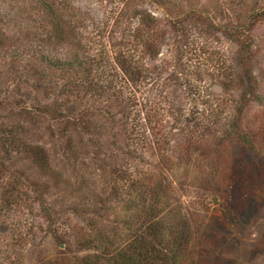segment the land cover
<instances>
[{"label":"rangeland","instance_id":"obj_1","mask_svg":"<svg viewBox=\"0 0 264 264\" xmlns=\"http://www.w3.org/2000/svg\"><path fill=\"white\" fill-rule=\"evenodd\" d=\"M46 262L264 264V0H0V264Z\"/></svg>","mask_w":264,"mask_h":264},{"label":"trees","instance_id":"obj_2","mask_svg":"<svg viewBox=\"0 0 264 264\" xmlns=\"http://www.w3.org/2000/svg\"><path fill=\"white\" fill-rule=\"evenodd\" d=\"M212 54L213 55H216V54H219L218 53V51H216V49H214L213 50V52H212ZM106 70L107 69H100L99 71H98V73H99V77H98V79L100 80V87L102 88V89H113L114 88V86H112V82H111V76L113 75L112 74V71H109V72H106ZM177 77H179V76H177ZM181 77H179V78H177V79H180ZM183 78V77H182ZM254 80V79H253ZM253 81H249V83H252ZM189 86H187V89H185L183 92L184 93H186V95H188V94H197L196 95V97L195 98H193V99H195V100H197V98L198 97H201V96H203L200 92H201V89H200V87H198V86H196V85H194V86H191L190 84H188ZM195 106V105H194ZM196 107V106H195ZM148 113H150L151 112V109H150V107H148ZM199 111V115L196 117V121H194V122H192L193 120H192V117L191 118H189V117H187V116H184V120H185V122H187V121H190V122H192V124L195 126V127H193L194 129H196L197 131H198V128L199 129H201V128H204V127H206V128H208L209 127V119H210V113L208 112L209 110H207V112H205V111H203V110H198ZM196 112H197V110H196ZM146 120H147V122H148V118H145ZM178 119H180V117L178 116L177 117V119H175L174 120V123L176 122V121H178ZM211 120V119H210ZM189 126V125H188ZM187 126V128H190V127H188ZM154 129H155V131H156V133L159 131L158 130V128L157 127H153ZM192 128V127H191ZM187 132V131H186ZM202 133H200V132H197V134H196V139H197V142H198V145L199 146H206V145H208V142H207V140H205V136H204V134H203V131H201ZM155 133V132H154ZM191 137V134H188V135H186V137L185 138H190ZM143 142H144V145H148L149 147H150V144L147 142V141H145V140H143ZM176 141H174V143H175ZM189 142H190V140H188V141H186V144H182V148H184V151L185 152H187L188 151V147H189ZM160 142H158V144H159ZM148 151H151V150H148ZM146 188V187H145ZM147 189V188H146ZM145 189H142V191H144ZM98 257L97 256H95V259H97ZM46 264H47V262H46ZM55 264H59V262L58 263H55ZM96 264H98V263H96Z\"/></svg>","mask_w":264,"mask_h":264},{"label":"water","instance_id":"obj_3","mask_svg":"<svg viewBox=\"0 0 264 264\" xmlns=\"http://www.w3.org/2000/svg\"><path fill=\"white\" fill-rule=\"evenodd\" d=\"M221 88H219V86H218V88L216 89V90H220Z\"/></svg>","mask_w":264,"mask_h":264}]
</instances>
